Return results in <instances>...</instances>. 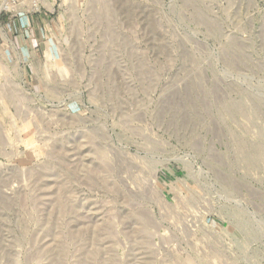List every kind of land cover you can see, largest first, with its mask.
Returning <instances> with one entry per match:
<instances>
[{"label": "rangeland", "instance_id": "374dc122", "mask_svg": "<svg viewBox=\"0 0 264 264\" xmlns=\"http://www.w3.org/2000/svg\"><path fill=\"white\" fill-rule=\"evenodd\" d=\"M44 2L0 23V264H264V0Z\"/></svg>", "mask_w": 264, "mask_h": 264}, {"label": "crops", "instance_id": "0c3cea01", "mask_svg": "<svg viewBox=\"0 0 264 264\" xmlns=\"http://www.w3.org/2000/svg\"><path fill=\"white\" fill-rule=\"evenodd\" d=\"M47 16L48 14L45 13ZM45 17L42 13H33L27 16H20L19 18L12 15H1L0 23L5 25L4 28L12 29L13 34H18L19 36L31 35L32 37L38 39V30L41 28V23L44 22Z\"/></svg>", "mask_w": 264, "mask_h": 264}, {"label": "built area", "instance_id": "2783aa9c", "mask_svg": "<svg viewBox=\"0 0 264 264\" xmlns=\"http://www.w3.org/2000/svg\"><path fill=\"white\" fill-rule=\"evenodd\" d=\"M48 10L44 0H0V11L12 16L42 13Z\"/></svg>", "mask_w": 264, "mask_h": 264}, {"label": "bare ground", "instance_id": "6f19581e", "mask_svg": "<svg viewBox=\"0 0 264 264\" xmlns=\"http://www.w3.org/2000/svg\"><path fill=\"white\" fill-rule=\"evenodd\" d=\"M109 12H110V11H109ZM110 14H111V13H110ZM110 19H111V17H110ZM230 108L232 109V112H237L238 110L241 109V108H240L238 105H236V104H232ZM91 183H92V182H91Z\"/></svg>", "mask_w": 264, "mask_h": 264}]
</instances>
